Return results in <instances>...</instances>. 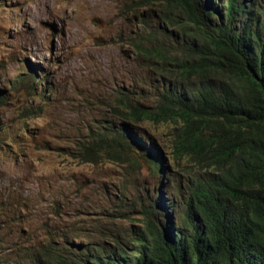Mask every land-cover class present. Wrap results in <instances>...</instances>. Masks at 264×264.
Instances as JSON below:
<instances>
[{"label": "rangeland", "instance_id": "374dc122", "mask_svg": "<svg viewBox=\"0 0 264 264\" xmlns=\"http://www.w3.org/2000/svg\"><path fill=\"white\" fill-rule=\"evenodd\" d=\"M136 2L0 0V263L29 264L53 244L138 225L160 189L174 217L182 211L196 169L173 154L172 124L140 125L163 172L144 154L135 163L83 156L92 136L120 122L119 93L155 77L133 49L150 15Z\"/></svg>", "mask_w": 264, "mask_h": 264}, {"label": "trees", "instance_id": "16d2710c", "mask_svg": "<svg viewBox=\"0 0 264 264\" xmlns=\"http://www.w3.org/2000/svg\"><path fill=\"white\" fill-rule=\"evenodd\" d=\"M135 9L150 13L133 49L155 77L119 93L120 122L83 156L144 154L163 172L140 125L172 124L173 154L196 169L182 211L175 218L160 189L140 224L53 244L29 264H264V0H137Z\"/></svg>", "mask_w": 264, "mask_h": 264}]
</instances>
